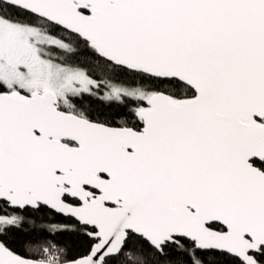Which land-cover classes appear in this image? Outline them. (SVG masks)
<instances>
[{
  "label": "snow or ice",
  "instance_id": "1",
  "mask_svg": "<svg viewBox=\"0 0 264 264\" xmlns=\"http://www.w3.org/2000/svg\"><path fill=\"white\" fill-rule=\"evenodd\" d=\"M0 264H264V0H0Z\"/></svg>",
  "mask_w": 264,
  "mask_h": 264
}]
</instances>
